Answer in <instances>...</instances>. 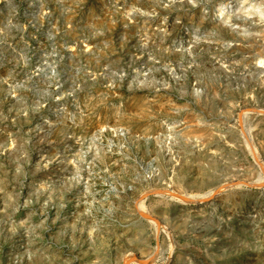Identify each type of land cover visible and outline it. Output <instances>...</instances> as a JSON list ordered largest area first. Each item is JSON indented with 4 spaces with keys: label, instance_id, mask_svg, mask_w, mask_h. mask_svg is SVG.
<instances>
[{
    "label": "rangeland",
    "instance_id": "374dc122",
    "mask_svg": "<svg viewBox=\"0 0 264 264\" xmlns=\"http://www.w3.org/2000/svg\"><path fill=\"white\" fill-rule=\"evenodd\" d=\"M141 263L264 264V0H0V264Z\"/></svg>",
    "mask_w": 264,
    "mask_h": 264
},
{
    "label": "bare ground",
    "instance_id": "6f19581e",
    "mask_svg": "<svg viewBox=\"0 0 264 264\" xmlns=\"http://www.w3.org/2000/svg\"><path fill=\"white\" fill-rule=\"evenodd\" d=\"M243 112V111H242ZM241 112V113H242ZM240 117V116H239ZM164 193V192H163ZM180 198V197H179ZM206 197H201L198 201V203H200L203 199H205ZM179 200H181V198L179 199ZM206 200V199H205ZM204 201V200H203ZM208 201V200H207ZM197 202V201H196ZM154 223H156V221H154V220H152ZM141 264H144V263H141Z\"/></svg>",
    "mask_w": 264,
    "mask_h": 264
}]
</instances>
